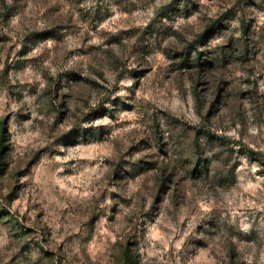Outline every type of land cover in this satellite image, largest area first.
<instances>
[{"label":"rangeland","instance_id":"obj_1","mask_svg":"<svg viewBox=\"0 0 264 264\" xmlns=\"http://www.w3.org/2000/svg\"><path fill=\"white\" fill-rule=\"evenodd\" d=\"M0 264H264V0H0Z\"/></svg>","mask_w":264,"mask_h":264}]
</instances>
